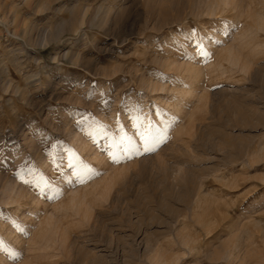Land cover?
Returning a JSON list of instances; mask_svg holds the SVG:
<instances>
[{
	"label": "rangeland",
	"instance_id": "374dc122",
	"mask_svg": "<svg viewBox=\"0 0 264 264\" xmlns=\"http://www.w3.org/2000/svg\"><path fill=\"white\" fill-rule=\"evenodd\" d=\"M0 264H264V0H0Z\"/></svg>",
	"mask_w": 264,
	"mask_h": 264
},
{
	"label": "snow or ice",
	"instance_id": "6c2138e0",
	"mask_svg": "<svg viewBox=\"0 0 264 264\" xmlns=\"http://www.w3.org/2000/svg\"><path fill=\"white\" fill-rule=\"evenodd\" d=\"M225 34H227L225 32ZM199 51L204 55L208 56L209 53H207L203 46L199 47ZM167 125H165L162 129H155L153 130L151 128V124H149V128L144 132H138V135L140 136V145L134 144L131 140H128L125 142L120 149L119 153L117 152H110L109 155L113 162L119 163L121 160V156L125 158H131V154H140L141 148L144 153L155 151V149L164 142L166 139L167 134ZM91 169L87 167H82L81 170H74V175L77 178L78 183H84L86 178H90L89 174L91 173ZM51 199V197H49ZM23 231V229H21ZM9 255L12 257L16 256L15 252H9Z\"/></svg>",
	"mask_w": 264,
	"mask_h": 264
},
{
	"label": "bare ground",
	"instance_id": "6f19581e",
	"mask_svg": "<svg viewBox=\"0 0 264 264\" xmlns=\"http://www.w3.org/2000/svg\"><path fill=\"white\" fill-rule=\"evenodd\" d=\"M225 1V0H224ZM68 7V6H67ZM98 9V8H97ZM78 10H80V9H78ZM86 10V9H85ZM239 10V9H238ZM75 11V10H74ZM235 11V10H234ZM105 12L104 11H102V12H100V11H97V15H101L100 17L102 18L103 16H105V14H104ZM106 13H109V12H106ZM84 14H85V12H84ZM84 14H83V12H82V15L84 16ZM223 14V13H222ZM81 15V16H82ZM95 15V14H94ZM77 16V15H76ZM82 16V17H83ZM259 17V16H258ZM100 18V19H101ZM94 19H95V17H94ZM105 19V18H104ZM81 20H83V19H81ZM103 20V19H102ZM257 20H259V18H257ZM261 20V19H260ZM224 54H225V60H227V62L229 63V65H235L236 64V62H237V57H236V55L234 54V52L232 51V49L231 48H226L225 49V51H224ZM218 68H220L221 69V65L220 64H218ZM224 70V69H223ZM223 72V71H222ZM240 110V109H239ZM87 146V145H86ZM88 147V146H87ZM262 151V150H261ZM256 152V151H255ZM92 154H94V153H92ZM97 154V153H96ZM96 154H94L93 156V159H94V161H96L97 163H99L100 164V158L98 157V155H96ZM256 154H258V152L256 153ZM18 180H17V182H20V183H22L23 181H25L24 180V177L23 176H19L18 178H17ZM186 179V178H185ZM188 179V178H187ZM190 181V180H189ZM16 182V181H15ZM187 182V181H186ZM13 191V190H12ZM69 195V202H70V204H72V207L78 202V200H79V198H78V192L75 190V191H70V193L68 194ZM200 197H196L195 198V200H194V202H193V204H194V206H198V204H199V202H201L200 201ZM204 199V198H203ZM59 205V204H58ZM57 205V206H58ZM202 205V204H201ZM60 207V206H59ZM46 217V216H45ZM53 230H54V228H53V223H52V220H51V217L49 216V217H47V218H45L44 219V221L39 225V227L37 228V230H36V233H35V235H34V238L33 239H40V240H43V239H46L51 233H53ZM56 234H57V232H56ZM186 240V239H185ZM183 241H184V239H183ZM188 241V240H187ZM87 242V241H86ZM184 244H185V241H184ZM155 253V252H154Z\"/></svg>",
	"mask_w": 264,
	"mask_h": 264
}]
</instances>
